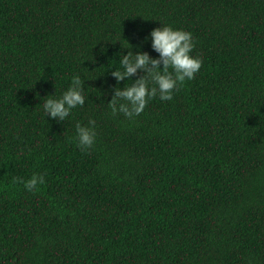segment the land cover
<instances>
[{
	"label": "trees",
	"instance_id": "obj_1",
	"mask_svg": "<svg viewBox=\"0 0 264 264\" xmlns=\"http://www.w3.org/2000/svg\"><path fill=\"white\" fill-rule=\"evenodd\" d=\"M161 23L200 70L113 115L119 55L158 56ZM73 74L85 103L46 117ZM0 264H264V0H0Z\"/></svg>",
	"mask_w": 264,
	"mask_h": 264
},
{
	"label": "clouds",
	"instance_id": "obj_2",
	"mask_svg": "<svg viewBox=\"0 0 264 264\" xmlns=\"http://www.w3.org/2000/svg\"><path fill=\"white\" fill-rule=\"evenodd\" d=\"M149 38L151 48L158 56L153 57L147 51L120 54L119 67H114L111 72L118 84L121 80H132L131 84L114 89L112 99L107 103L113 115L117 112L129 118L138 115L148 101L157 95L163 101L170 100L177 87L182 86L186 79L191 80L201 68L202 58L192 54L194 38L191 32L161 23L145 37ZM138 70L143 75L133 80L132 76ZM84 82L80 74H73L69 86L59 97L47 95L48 98L42 101L46 117L62 121L73 108L83 105ZM94 124L91 118L87 124L76 122V145L81 151L90 149L95 141ZM16 179L13 177V180ZM21 182L27 191H37L45 183V177L43 173L33 172L28 179L21 178Z\"/></svg>",
	"mask_w": 264,
	"mask_h": 264
}]
</instances>
